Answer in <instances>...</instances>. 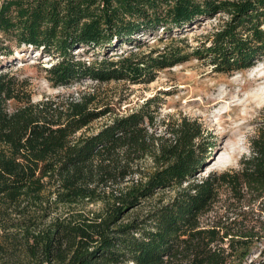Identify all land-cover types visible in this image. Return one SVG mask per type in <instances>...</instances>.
Listing matches in <instances>:
<instances>
[{"label": "trees", "instance_id": "16d2710c", "mask_svg": "<svg viewBox=\"0 0 264 264\" xmlns=\"http://www.w3.org/2000/svg\"><path fill=\"white\" fill-rule=\"evenodd\" d=\"M218 17L199 46L176 42ZM0 35V264H264V111L239 168L199 178L214 146L202 123L184 117L165 137L154 100L126 115L94 94L34 103L5 66L40 51L57 58L56 87L151 83L193 56L250 69L264 59V0H0ZM154 36L172 43L109 56ZM80 49L102 58L76 61Z\"/></svg>", "mask_w": 264, "mask_h": 264}, {"label": "rangeland", "instance_id": "374dc122", "mask_svg": "<svg viewBox=\"0 0 264 264\" xmlns=\"http://www.w3.org/2000/svg\"><path fill=\"white\" fill-rule=\"evenodd\" d=\"M224 18L195 25L192 31L178 37L176 42L186 38L190 48L197 47L201 39L216 31ZM158 38H142L144 46L141 49H118L109 56L114 60L125 56L140 58L154 48L168 49L171 39ZM74 57L76 61L87 64L102 58L85 49L75 51ZM56 61L57 58L27 47L5 66H9L7 71L28 82L27 90L34 103L55 102L61 105L85 94H94L100 106L109 105L117 114L126 115L154 100L151 106L155 111L156 133L165 137L170 136L168 125L184 117L202 123L209 131L205 138L209 147L214 146L206 154L204 171L199 178L211 172L238 169L241 159L249 155V138L256 133L264 111V59L250 69L226 74L217 73L207 58L193 56L185 63L160 70L151 83H99L83 79L58 87L53 85L46 72V68ZM106 121L108 118L95 123L93 130L96 131Z\"/></svg>", "mask_w": 264, "mask_h": 264}, {"label": "bare ground", "instance_id": "6f19581e", "mask_svg": "<svg viewBox=\"0 0 264 264\" xmlns=\"http://www.w3.org/2000/svg\"><path fill=\"white\" fill-rule=\"evenodd\" d=\"M84 49H80L79 52L83 51ZM38 53H40V51H38Z\"/></svg>", "mask_w": 264, "mask_h": 264}]
</instances>
